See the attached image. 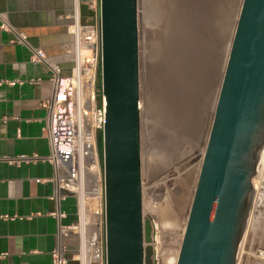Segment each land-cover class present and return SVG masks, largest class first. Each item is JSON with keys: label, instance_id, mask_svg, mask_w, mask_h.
Here are the masks:
<instances>
[{"label": "water", "instance_id": "95a60500", "mask_svg": "<svg viewBox=\"0 0 264 264\" xmlns=\"http://www.w3.org/2000/svg\"><path fill=\"white\" fill-rule=\"evenodd\" d=\"M136 4L97 1L105 264H152L141 203ZM263 145L264 0H241L175 264H235Z\"/></svg>", "mask_w": 264, "mask_h": 264}, {"label": "rangeland", "instance_id": "374dc122", "mask_svg": "<svg viewBox=\"0 0 264 264\" xmlns=\"http://www.w3.org/2000/svg\"><path fill=\"white\" fill-rule=\"evenodd\" d=\"M136 2L142 211L152 229V264H175L241 0ZM79 19L96 22L97 5H80ZM97 153L101 163L99 140ZM93 170L83 188L90 211L101 187ZM251 180L235 264H264V148Z\"/></svg>", "mask_w": 264, "mask_h": 264}, {"label": "crops", "instance_id": "0c3cea01", "mask_svg": "<svg viewBox=\"0 0 264 264\" xmlns=\"http://www.w3.org/2000/svg\"><path fill=\"white\" fill-rule=\"evenodd\" d=\"M86 1L81 7L90 5ZM0 16L22 30L28 44L69 65L71 0H0ZM11 39L12 32L0 27V264H51L57 225L76 220V202L60 191L55 199L53 170L44 160L49 150L41 102L50 93L49 69L30 59L26 44ZM19 154L31 159L8 163ZM62 240L68 264H78L76 236L67 233Z\"/></svg>", "mask_w": 264, "mask_h": 264}, {"label": "built area", "instance_id": "2783aa9c", "mask_svg": "<svg viewBox=\"0 0 264 264\" xmlns=\"http://www.w3.org/2000/svg\"><path fill=\"white\" fill-rule=\"evenodd\" d=\"M82 1L71 0L72 20L69 27L72 44L65 50L69 61L65 68L62 63L46 55L39 46L28 44L25 33L14 28L0 16V27L12 32L11 40L26 44L30 49V59L43 62L50 72L48 77L50 93L41 102L45 112L42 130L47 138L49 150L44 160L53 170L55 199L62 197L59 191L65 189L75 197L77 209L76 220L72 224L57 225L55 244L50 251L51 264H68L66 245L62 240L67 233L77 236L75 259L78 264H83L81 256L83 239L89 247L88 252L91 256L89 264H105L102 169L97 153V140L103 127L105 112L99 84V27L97 21L80 22L79 8ZM97 1L86 2L96 6ZM87 151H90L89 154ZM86 158L94 165L93 172L97 174V181L101 184L99 202L93 211H90L88 197L83 191V162ZM29 159L31 157L19 154L8 158L7 161L18 163ZM81 199L85 203L81 220H88L89 215H92L86 224V230L82 231L79 211Z\"/></svg>", "mask_w": 264, "mask_h": 264}, {"label": "bare ground", "instance_id": "6f19581e", "mask_svg": "<svg viewBox=\"0 0 264 264\" xmlns=\"http://www.w3.org/2000/svg\"><path fill=\"white\" fill-rule=\"evenodd\" d=\"M263 148H264V146L261 148V150H260V153H261V151L263 150ZM89 152L90 151H87V153L89 154ZM92 154L94 153L93 151L91 152ZM260 153H259V155H260ZM94 156V155H93ZM86 160H87V158L84 160V162H83V177H84V180H83V188H84V181H85V177H86V174H87V172L88 171H91L92 170V167L94 166V165H92V167H89L88 168V170H87V164H86ZM92 161V160H91ZM183 179V178H182ZM181 179V180H182ZM185 180H186V177L184 178ZM179 181V180H178ZM182 182V181H181ZM184 182V181H183ZM251 182H252V180H251ZM173 184V183H172ZM179 186V185H178ZM177 186V187H178ZM187 186V185H186ZM183 187H185V186H183ZM179 189V188H178ZM181 189V188H180ZM177 191V190H176ZM179 191V190H178ZM180 191H182V190H180ZM174 192V191H173ZM184 192H186V190L184 191ZM189 192V191H188ZM187 192V193H188ZM178 193V192H177ZM180 194V193H179ZM186 194V193H185ZM177 195V194H176ZM174 196H175V194H174ZM181 196V195H180ZM183 196V195H182ZM182 196L180 197V199L179 200H181V198H182ZM177 197V196H176ZM185 197V196H184ZM178 198H179V196H178ZM179 200L177 201V198H176V201L177 202H179ZM182 201V200H181ZM84 200L83 199H81L80 200V202H79V211H80V231H82V230H84V219L83 220H81V218H82V216L84 215V213H83V210H84ZM175 205V204H174ZM179 206V205H178ZM177 207V206H176ZM180 209H182L181 207H179ZM176 210V209H175ZM177 211H180V210H178L177 209ZM177 213V212H176ZM175 215V214H174ZM178 215H181V214H178ZM152 216V215H151ZM175 216H177V215H175ZM178 217V216H177ZM81 246H82V248H81V256H83V264H87V262L89 261V258H87V256H88V254H89V252H88V249H87V245H86V241H85V239H83V241H82V243H81ZM84 258H85V261H84ZM88 264H89V262H88Z\"/></svg>", "mask_w": 264, "mask_h": 264}, {"label": "trees", "instance_id": "16d2710c", "mask_svg": "<svg viewBox=\"0 0 264 264\" xmlns=\"http://www.w3.org/2000/svg\"><path fill=\"white\" fill-rule=\"evenodd\" d=\"M99 140V139H98Z\"/></svg>", "mask_w": 264, "mask_h": 264}]
</instances>
